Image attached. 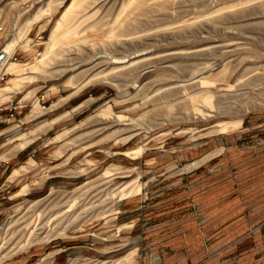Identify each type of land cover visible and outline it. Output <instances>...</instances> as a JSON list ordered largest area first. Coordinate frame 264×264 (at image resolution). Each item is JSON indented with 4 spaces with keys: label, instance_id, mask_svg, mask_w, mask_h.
<instances>
[{
    "label": "rangeland",
    "instance_id": "rangeland-1",
    "mask_svg": "<svg viewBox=\"0 0 264 264\" xmlns=\"http://www.w3.org/2000/svg\"><path fill=\"white\" fill-rule=\"evenodd\" d=\"M69 1L0 0V52L15 43L4 55L23 64L0 88L25 76L0 101V264H150L185 232L204 247L209 232L263 226L264 0H97L77 47L132 63L67 85L72 60L30 65ZM119 28L128 42L112 47ZM205 88L215 106L189 99ZM192 105L212 115L191 118ZM51 225L64 231L31 240Z\"/></svg>",
    "mask_w": 264,
    "mask_h": 264
},
{
    "label": "bare ground",
    "instance_id": "bare-ground-1",
    "mask_svg": "<svg viewBox=\"0 0 264 264\" xmlns=\"http://www.w3.org/2000/svg\"><path fill=\"white\" fill-rule=\"evenodd\" d=\"M144 0H134L132 3V6L134 8H138L141 5L144 4ZM95 4H97V0H70L69 3L65 6V8L60 13V16L55 21L53 28L49 34V37L47 41L45 42V46L43 51L40 54L39 58H36L38 61V64L30 65L31 68L33 67H40L41 69H45V65L53 55L57 57H61L63 59H70L72 62L67 65L66 68H70L73 72L69 76H67L63 83L69 85L73 84L75 80V73H82L85 76H88L87 80H90L91 78H102L103 76H106L107 71L106 69H112L120 67L121 65H124V62L132 63V58L127 57V59L120 60L119 58L116 59V55L110 53L109 51H105L102 48H97L93 46V43H89L90 45L85 47L84 49L79 48L80 41H78V36L76 35V30L78 29V26L81 25L83 22H87L90 26L95 23L93 21L94 15L96 13ZM97 6V5H96ZM123 29L119 28L116 30L111 31L110 37L112 38L110 44H112V47H117L120 45L127 44V38H122L121 36L126 35ZM93 37H88L89 40H91ZM13 42L8 43L6 47L1 49L6 56L8 57L10 53L12 52L14 48ZM65 44L71 45V49H74V53L70 56H66L69 52H67ZM27 42L24 43V46L26 47ZM74 46V47H73ZM3 53V54H4ZM134 57V56H132ZM4 61V62H3ZM2 63H0V75H3L5 73H14L21 69L22 63L20 61L15 60H8L5 58ZM157 61V60H156ZM111 64V65H110ZM110 65V66H109ZM99 67V68H97ZM66 70V69H65ZM133 70L132 68H128V71ZM25 76H22L21 74L18 75H12L8 78V83L13 86V89L10 94H6L3 90V88H0V101H4L6 99H9L11 94L15 91L19 90V84L22 80H24ZM209 78L208 76H206ZM193 78V76H190L189 79ZM201 79L197 78L195 80H192L190 85L182 84V88H187L190 86H194L198 83H200ZM213 84L214 81H212ZM213 84H210L213 85ZM226 86L229 87L228 83H225ZM196 87V86H195ZM217 87V86H216ZM180 88V87H179ZM220 89V88H219ZM31 91L28 90L25 93H23L24 97L30 96ZM212 92L209 88H205L202 92L198 91H192L189 94V99H195L196 97H200L199 99L207 106L212 107L215 106L214 101L212 100ZM217 101V100H216ZM190 105V103H189ZM191 109L190 117L193 118L195 116H202L207 117L212 115V113L209 111L207 113H204L203 109H201L197 105H192L189 107ZM105 109L109 110L110 107L107 106ZM39 105L38 103L34 102L32 112L38 111ZM241 121V117L232 118V119H224L219 120L216 122V129L215 130H230L234 129L239 125ZM241 125V124H240ZM236 129V128H235ZM128 136V135H127ZM125 136V137H127ZM123 137V138H125ZM122 138V139H123ZM120 139V138H119ZM23 167L25 165H22ZM17 169L14 170L16 172ZM59 229V230H57ZM64 231L63 226L54 227V225L49 226L46 229L45 234L42 236L36 235L37 238H31V240L40 239V238H49L50 236L57 234L59 232ZM29 242V241H28ZM132 252V251H131ZM131 252H129L125 257L128 259Z\"/></svg>",
    "mask_w": 264,
    "mask_h": 264
},
{
    "label": "crops",
    "instance_id": "crops-1",
    "mask_svg": "<svg viewBox=\"0 0 264 264\" xmlns=\"http://www.w3.org/2000/svg\"><path fill=\"white\" fill-rule=\"evenodd\" d=\"M227 204V203H226ZM232 205V204H230ZM248 205V204H247ZM227 206H229L227 204ZM230 214L229 210L223 216ZM222 215V214H221ZM211 219V218H210ZM206 217L204 222L208 221ZM227 220V218L225 219ZM248 222V220H247ZM261 222V221H260ZM264 224V223H263ZM236 233H229L227 229L218 233L209 232V239L223 237L224 242L217 247L212 246L211 241L207 246H201L199 242L189 245L186 232L182 235L183 245L177 247L160 248L159 257H151L150 264H264V225L245 226ZM188 232V231H187ZM195 234V231H193ZM170 233L167 238L173 237ZM177 238L181 233L177 231ZM234 237L235 240L233 239ZM198 240V239H197ZM235 241V242H234ZM192 242V241H191ZM153 255V253H151Z\"/></svg>",
    "mask_w": 264,
    "mask_h": 264
},
{
    "label": "built area",
    "instance_id": "built-area-1",
    "mask_svg": "<svg viewBox=\"0 0 264 264\" xmlns=\"http://www.w3.org/2000/svg\"><path fill=\"white\" fill-rule=\"evenodd\" d=\"M5 55L2 53V52H0V61H3V60H5Z\"/></svg>",
    "mask_w": 264,
    "mask_h": 264
}]
</instances>
